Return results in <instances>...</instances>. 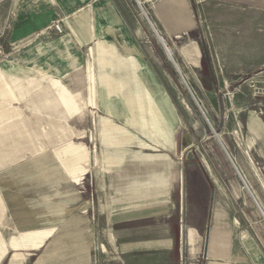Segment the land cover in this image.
I'll list each match as a JSON object with an SVG mask.
<instances>
[{"label":"rangeland","instance_id":"obj_1","mask_svg":"<svg viewBox=\"0 0 264 264\" xmlns=\"http://www.w3.org/2000/svg\"><path fill=\"white\" fill-rule=\"evenodd\" d=\"M131 1L151 40L153 53L147 69L137 70L118 61L99 65L97 50L92 48L47 49L44 37L35 42L15 41L12 31L19 0H0V243L5 247L26 240L22 247H34L39 236L48 233L9 238L16 227L33 228L30 221L40 216L88 215L104 223L117 199L134 196L137 190L135 197L142 198L138 201H148V192L161 189L163 193L167 183L169 195L156 196L175 201L180 224L186 229L198 227L205 234L211 194L190 202L188 188L185 183L181 188L177 174L206 170L204 160L213 170L236 174L226 151L236 164V155L246 149L249 118L264 120V0H188L195 14L194 30L175 34V43L184 46L178 50L192 52L195 44L201 45L209 60L221 63L242 58L249 68L248 73L227 80H213L208 72L195 81L184 76L190 90L137 2ZM143 7L149 12L147 4ZM170 25L173 30L174 24ZM63 34L64 29L63 33L50 30L45 39ZM175 43L169 44L173 52ZM105 58L113 61L108 52ZM174 58L177 62L176 54ZM131 70L138 76L151 74L153 80L144 82L162 129L152 126L148 113L142 118L136 109L139 101L128 98L129 89L138 83ZM107 78L118 86L111 94ZM43 91L64 98L70 106L50 113L33 105L40 99L34 97ZM120 136L130 138L119 144ZM72 145L85 151L83 170L72 168L67 161L66 149ZM117 152L127 153L120 162H109V156ZM163 158L172 166L161 178L152 179L146 171L133 168L142 165L143 159L158 166L164 164ZM237 195L235 190V199ZM240 200L234 208L241 213ZM8 201H22L29 208L8 209ZM68 202H74L73 208L60 207ZM82 202H89L90 209L80 208Z\"/></svg>","mask_w":264,"mask_h":264},{"label":"crops","instance_id":"obj_2","mask_svg":"<svg viewBox=\"0 0 264 264\" xmlns=\"http://www.w3.org/2000/svg\"><path fill=\"white\" fill-rule=\"evenodd\" d=\"M140 1L136 2L142 3L153 32L155 29L168 47L171 42L175 43L176 33H193L195 14L190 10L188 0ZM145 4L149 6V12L145 11ZM58 19H64L63 36L45 39L51 30L49 27ZM170 24H174L173 30ZM12 32V39L18 42H35L44 37L49 44L47 49L64 52L72 47L96 49L98 64L104 66L118 61L136 66L137 70L147 69L153 53L143 19L131 0H19ZM173 47V55H177L176 65L184 79L186 76L195 81L208 72L213 80H227L229 76H240L249 71L242 58L226 59L221 63L209 60L201 45L195 44L194 50L187 53L178 50L184 47L178 42ZM107 52L113 61L105 58ZM131 72L138 83L129 89L128 98L139 101L136 109L142 118L148 117V113L152 126L162 129L152 93L145 85L147 80H153L151 74L141 72L138 76L135 70ZM106 80L111 94L118 86L112 78ZM37 97L40 99L34 100L33 105H40L50 113L71 104H64V98L49 91L34 98ZM125 121L131 125L128 117ZM247 130L245 152L236 155V164L232 159L236 174L229 170H214L212 176L207 169L177 174L181 177V188L184 183L188 188L190 202L211 194L205 234L198 227L186 229L183 222L180 224L175 217L177 203L171 198L162 199L170 193L167 183L163 193L161 189L148 193L162 194V198L156 196L148 201H138L139 197L135 198L137 190H134V196L117 199V204L112 205L113 212L104 218V223L96 222L88 215H43L30 221L33 228L16 227L9 239L29 232L48 234L39 236L36 247H11L3 256L2 264H264V120L249 118ZM126 153L117 152L108 160L120 162ZM133 158L137 159L134 155ZM164 159V164L158 166L143 159L142 165L135 164L133 168L146 171L152 179L161 178L170 172L172 166ZM222 177L226 179H220ZM234 185L238 193L236 199ZM237 200L242 201L241 213L234 208ZM73 203L60 207L73 208ZM7 204L8 209L29 208L22 201H8ZM90 207L89 202L80 204L84 210Z\"/></svg>","mask_w":264,"mask_h":264},{"label":"bare ground","instance_id":"obj_3","mask_svg":"<svg viewBox=\"0 0 264 264\" xmlns=\"http://www.w3.org/2000/svg\"><path fill=\"white\" fill-rule=\"evenodd\" d=\"M137 1V0H136ZM140 1V0H139ZM141 2V1H140ZM139 3V2H138ZM142 4V3H141ZM145 13V12H144ZM145 15V14H144ZM151 25V24H150ZM153 26V25H152ZM167 56L169 58V60L173 63V61L175 62L176 64V60L174 58V55H173V51L171 50V48L168 47L167 45ZM178 64V63H177ZM180 71V70H179ZM188 88V87H187ZM192 92V91H191ZM107 124V123H106ZM110 128V127H108ZM111 130H113L112 128H110ZM116 131V130H115ZM121 132V131H120ZM119 132V133H120ZM123 133L121 132V135ZM119 135V134H118ZM125 135V134H123ZM128 135V134H127ZM127 137V136H126ZM129 137V136H128ZM130 138V137H129ZM128 138V139H129ZM109 139V138H108ZM127 138H123V136H120V137H117V142L119 144H124L125 142H127L128 140ZM115 140V139H114ZM83 145V144H82ZM84 146V145H83ZM222 147L224 148V150L226 151V148L224 147V145L222 144ZM67 150V154L69 155V158L67 161H69V165L72 167V168H76V169H85L83 163L85 162V151L84 149L81 147V146H76V145H72L70 146ZM227 153V152H226ZM228 157L230 158V160H232V158L230 157L229 153H227ZM121 157V156H120ZM66 165V164H65ZM204 165H205V168L208 170L209 174H211L212 176H214V170L213 168L211 167V164H209L208 161L204 160ZM236 167V166H235ZM76 171V170H75ZM80 172V171H79ZM240 177V176H239ZM242 177V176H241ZM264 180V179H263ZM77 184V183H76ZM167 186V184H166ZM151 187V186H150ZM149 188V186H148ZM140 190V189H139ZM149 193V192H148ZM140 195V194H139ZM162 195V194H161ZM147 198H154L156 197V194H148L146 195ZM136 198V197H135ZM139 199H142L139 197ZM127 202V201H126ZM35 235V233L31 234V237ZM190 235V234H189ZM192 235V234H191ZM28 236V235H27ZM1 237V236H0ZM191 237V236H190ZM2 239V238H1ZM0 239V240H1ZM24 239V238H22ZM26 240V239H25ZM27 241V240H26ZM24 242V243H16V242H13V244L11 245L13 248H19V247H22L23 244L27 243V242ZM1 242V241H0ZM4 244H1L0 243V263L2 262L3 260V256L5 255V253L8 251L9 247H5ZM37 244L34 245V247H36ZM24 247V246H23Z\"/></svg>","mask_w":264,"mask_h":264},{"label":"built area","instance_id":"obj_4","mask_svg":"<svg viewBox=\"0 0 264 264\" xmlns=\"http://www.w3.org/2000/svg\"><path fill=\"white\" fill-rule=\"evenodd\" d=\"M138 5H139L140 9L142 10L143 14H145L144 11H143V8L141 6V4L138 3ZM49 29H51V30H53V31H55L57 33H63V29H64V19H58V20L54 21L52 23V25L49 27Z\"/></svg>","mask_w":264,"mask_h":264},{"label":"water","instance_id":"obj_5","mask_svg":"<svg viewBox=\"0 0 264 264\" xmlns=\"http://www.w3.org/2000/svg\"><path fill=\"white\" fill-rule=\"evenodd\" d=\"M154 29V28H153ZM154 31H155V33H156V35L158 36V38H159V40L161 41V43H162V45H163V47H164V49H165V51H166V53H167V42L161 37V36H159L158 35V33H157V31L154 29ZM168 54V53H167ZM173 64L175 65V67L177 68V71L179 72V74L181 75V77H182V74H181V72L179 71V69H178V67H177V65L175 64V62L173 61ZM182 79H183V81L185 82V84H186V86L188 87V89H189V86H188V84H187V82L185 81V79L182 77ZM190 90V89H189ZM191 92V91H190ZM191 94H192V92H191ZM192 97L194 98V100H195V102L197 103V100H196V98L194 97V95L192 94ZM197 105L199 106V104L197 103ZM199 108H200V110H201V112L203 113V111H202V109H201V107L199 106ZM204 114V113H203ZM220 141V140H219ZM220 143H221V145L223 144L221 141H220ZM227 152V151H226ZM228 153V152H227ZM231 162L233 163V161L231 160ZM236 168V167H235ZM237 169V168H236Z\"/></svg>","mask_w":264,"mask_h":264},{"label":"trees","instance_id":"obj_6","mask_svg":"<svg viewBox=\"0 0 264 264\" xmlns=\"http://www.w3.org/2000/svg\"><path fill=\"white\" fill-rule=\"evenodd\" d=\"M208 58V57H207Z\"/></svg>","mask_w":264,"mask_h":264}]
</instances>
